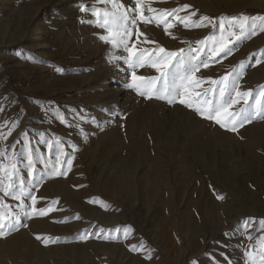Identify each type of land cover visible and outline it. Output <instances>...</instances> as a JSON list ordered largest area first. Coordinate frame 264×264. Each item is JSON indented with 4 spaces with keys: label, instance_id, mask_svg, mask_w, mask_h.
I'll return each mask as SVG.
<instances>
[{
    "label": "rangeland",
    "instance_id": "rangeland-1",
    "mask_svg": "<svg viewBox=\"0 0 264 264\" xmlns=\"http://www.w3.org/2000/svg\"><path fill=\"white\" fill-rule=\"evenodd\" d=\"M94 8L111 5L0 0V215L7 225L20 214L25 225L3 229L0 264H249L247 252L258 254L264 236V0H140L128 40L137 54L191 47L207 60L210 46L199 42L218 37L221 21L225 35L239 34L232 18L249 17L244 37H228L231 52L197 73L232 74L240 91L251 90L246 107L261 115L237 132L128 87L133 71L159 73L147 56L144 67L130 68L126 49L98 38L106 30L81 23L94 19ZM193 12V21L212 23L186 28L176 19ZM165 20L173 27L166 30ZM209 87L217 86L202 85ZM10 162L17 165L13 192L21 180L32 189L23 203L5 188ZM41 208L49 210L40 215ZM247 218L255 219L245 226Z\"/></svg>",
    "mask_w": 264,
    "mask_h": 264
},
{
    "label": "snow or ice",
    "instance_id": "snow-or-ice-1",
    "mask_svg": "<svg viewBox=\"0 0 264 264\" xmlns=\"http://www.w3.org/2000/svg\"><path fill=\"white\" fill-rule=\"evenodd\" d=\"M98 3L111 5V9L108 8H94L92 9L93 20L81 21V23H88L90 25H95L100 29L106 30V34L100 35L98 38L106 43H109L112 47L126 49L130 56L127 58L126 62L129 67L135 69L137 67H144V57L147 56L148 60L151 62L150 66L154 68L159 75L152 77H144L137 75L135 71L131 75V83L128 84V87L135 88L137 92L146 96L148 99L153 98L155 95L158 99H163L169 104L179 103L185 105L188 108H194L197 113L208 120H214L221 127L227 128L232 132H237L239 128L243 127L247 123H251L256 116L261 115V112L254 108L252 112H249L246 105L248 104V97L252 95L251 90L249 91H240V85L238 83V78L229 79V76L232 74L225 75L219 79L213 80L211 77L203 78L198 77L197 73L201 68H209V61L214 59L220 53H229L231 48L229 45L232 43L228 37H235L236 40L241 39L245 36V28L249 17H233L232 20L239 19V34L235 31H227L225 35L226 28L223 21L219 24V36H209L199 43L202 47L210 46V53L207 60L201 59L198 55L200 49L193 51L191 47L188 49H178L175 51H168L164 47L157 45L155 48L139 50L137 54L136 45L128 46V40L132 37L133 32L132 28L137 26V17L134 13L140 6V0H135L136 7L128 10L125 8V5L121 0H98ZM189 5H184L183 8H188ZM150 11L155 12V9H149ZM183 10V9H180ZM81 11L88 12L89 9L85 6H81ZM165 16L172 15L178 10H162ZM192 16H195V12L190 15L180 17L177 15L176 19L181 20L184 23V27H199L207 26L211 24L212 21L207 16H203L199 21H193ZM139 19L148 23L150 21L149 17L143 15V11H140ZM157 21L160 20V17H155ZM264 24V17L259 18ZM165 29L173 27V24L170 22L164 21ZM264 32V27L260 29ZM255 32V29L252 30ZM143 33L137 35V39ZM171 35V33H169ZM149 43H154L149 41ZM259 63V61H257ZM208 82L217 87H209L203 89L202 85ZM199 89V90H198ZM213 93V99H202L207 93ZM260 95L264 97V92H261ZM241 100L244 101L245 106H241L239 110L233 112L230 111L233 105L240 104ZM259 103V101H257ZM16 124L13 122H5ZM11 135V131L7 133ZM4 138V134L0 132V139ZM31 153L29 154V164L31 165ZM68 165L71 166V159L67 161ZM17 165L15 162H10V169L8 171L5 169L6 175L9 178V182L5 185L8 195H14L17 201L23 203V197L29 195L32 191L31 187L25 188L24 181L21 180V187L18 192H13L14 184L11 180L13 173L16 170ZM63 174V173H61ZM222 198V197H221ZM32 205H35L37 200L35 196H30ZM3 205H0V211L3 210ZM27 207V206H24ZM24 207L21 208V214L25 217L29 216L30 213L24 210ZM49 209H38L40 215L46 214ZM5 217L0 215V235H3V229L5 227L9 229H17L19 227L25 226L21 223L20 214L14 216L10 223L5 225L3 220ZM255 218H247L244 221L245 226L249 225L252 220ZM259 223L264 224V221ZM236 232L225 233V236H235ZM39 238V237H38ZM249 240L252 239L251 236L248 237ZM260 252L257 254L253 251H248L247 256L249 258V264H255L257 255L259 256L260 264H264V236L260 237ZM227 247V246H225ZM223 255V254H222ZM215 264H219L218 261ZM229 264L231 262L229 261Z\"/></svg>",
    "mask_w": 264,
    "mask_h": 264
},
{
    "label": "bare ground",
    "instance_id": "bare-ground-1",
    "mask_svg": "<svg viewBox=\"0 0 264 264\" xmlns=\"http://www.w3.org/2000/svg\"><path fill=\"white\" fill-rule=\"evenodd\" d=\"M112 110H113V108H112Z\"/></svg>",
    "mask_w": 264,
    "mask_h": 264
}]
</instances>
